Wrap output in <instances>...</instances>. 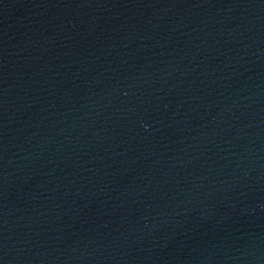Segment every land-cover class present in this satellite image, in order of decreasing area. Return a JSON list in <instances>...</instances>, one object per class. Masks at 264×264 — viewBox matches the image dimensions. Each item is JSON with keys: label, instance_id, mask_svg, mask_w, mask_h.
Returning <instances> with one entry per match:
<instances>
[{"label": "water", "instance_id": "water-1", "mask_svg": "<svg viewBox=\"0 0 264 264\" xmlns=\"http://www.w3.org/2000/svg\"><path fill=\"white\" fill-rule=\"evenodd\" d=\"M0 264H264V0H0Z\"/></svg>", "mask_w": 264, "mask_h": 264}]
</instances>
